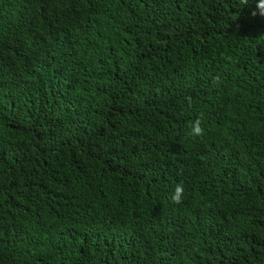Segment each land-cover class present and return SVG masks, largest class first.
Wrapping results in <instances>:
<instances>
[{"label": "trees", "instance_id": "1", "mask_svg": "<svg viewBox=\"0 0 264 264\" xmlns=\"http://www.w3.org/2000/svg\"><path fill=\"white\" fill-rule=\"evenodd\" d=\"M255 6L0 0V264H264Z\"/></svg>", "mask_w": 264, "mask_h": 264}, {"label": "clouds", "instance_id": "2", "mask_svg": "<svg viewBox=\"0 0 264 264\" xmlns=\"http://www.w3.org/2000/svg\"><path fill=\"white\" fill-rule=\"evenodd\" d=\"M243 6L249 5L250 0H240ZM255 8L252 10V16L260 15L264 17V0H255ZM203 119L197 118L195 121L189 122V131L187 135L189 137H199L205 133L204 127H202ZM184 195V186L182 184H177L174 190V193L171 194V201L176 204L182 202Z\"/></svg>", "mask_w": 264, "mask_h": 264}]
</instances>
